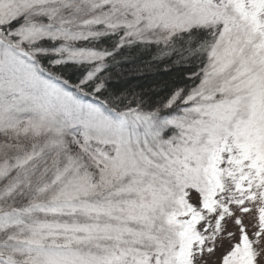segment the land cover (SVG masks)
<instances>
[{
  "label": "snow or ice",
  "instance_id": "1",
  "mask_svg": "<svg viewBox=\"0 0 264 264\" xmlns=\"http://www.w3.org/2000/svg\"><path fill=\"white\" fill-rule=\"evenodd\" d=\"M0 264H264V0H0Z\"/></svg>",
  "mask_w": 264,
  "mask_h": 264
},
{
  "label": "trees",
  "instance_id": "2",
  "mask_svg": "<svg viewBox=\"0 0 264 264\" xmlns=\"http://www.w3.org/2000/svg\"><path fill=\"white\" fill-rule=\"evenodd\" d=\"M124 55L117 56L118 65H109L113 75H120L118 86L133 87L147 107L163 104L176 88L191 87L190 74L196 70L195 64H174V57L154 60V47H136Z\"/></svg>",
  "mask_w": 264,
  "mask_h": 264
}]
</instances>
